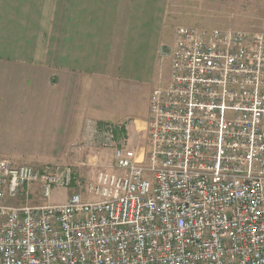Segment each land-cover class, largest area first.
<instances>
[{
    "label": "built area",
    "instance_id": "1",
    "mask_svg": "<svg viewBox=\"0 0 264 264\" xmlns=\"http://www.w3.org/2000/svg\"><path fill=\"white\" fill-rule=\"evenodd\" d=\"M168 54L136 144L86 121L97 198L49 203L69 168L0 158V264H264V29L179 25Z\"/></svg>",
    "mask_w": 264,
    "mask_h": 264
},
{
    "label": "crops",
    "instance_id": "2",
    "mask_svg": "<svg viewBox=\"0 0 264 264\" xmlns=\"http://www.w3.org/2000/svg\"><path fill=\"white\" fill-rule=\"evenodd\" d=\"M163 5L164 0H0V158L70 161L89 146V119L123 124L136 144L158 86L159 50L168 57L166 75L170 68L169 54L159 47Z\"/></svg>",
    "mask_w": 264,
    "mask_h": 264
},
{
    "label": "rangeland",
    "instance_id": "3",
    "mask_svg": "<svg viewBox=\"0 0 264 264\" xmlns=\"http://www.w3.org/2000/svg\"><path fill=\"white\" fill-rule=\"evenodd\" d=\"M163 18L165 32L160 42V49L161 47L166 48L171 46L175 28L179 25H192L200 28L220 27L262 30L264 29V0H164ZM168 63L167 55L160 54L159 50L157 60L155 61V74L159 76L156 77L154 85L158 84L160 86L166 82ZM161 76L163 80L160 82ZM132 93L131 89L125 92L126 95ZM116 101L122 102L121 99H117ZM124 110H127V108L124 107ZM131 119L132 116H127L124 121L128 125H131ZM125 130L123 131L125 132ZM123 131L121 132L123 133ZM85 152L74 155L73 158L70 156V161L64 163L58 161L48 162L49 164H58L62 168H69L72 176L71 184L68 187L58 185L51 187L48 199L49 203H63L70 193L77 191L85 199L97 198V194L90 190V186L95 183L100 172L110 170L106 164L110 151L101 150L95 146L93 148L90 147L87 153ZM95 155H97V158ZM10 161L14 163L13 160ZM90 161H93V163L90 164ZM22 163L28 162L19 161L14 164L18 165ZM29 164L41 165L39 163ZM25 202L29 204H43L47 201L42 200L38 192L33 190L31 197Z\"/></svg>",
    "mask_w": 264,
    "mask_h": 264
},
{
    "label": "water",
    "instance_id": "4",
    "mask_svg": "<svg viewBox=\"0 0 264 264\" xmlns=\"http://www.w3.org/2000/svg\"><path fill=\"white\" fill-rule=\"evenodd\" d=\"M164 51H165L166 53H168V52H169V47L164 48Z\"/></svg>",
    "mask_w": 264,
    "mask_h": 264
},
{
    "label": "trees",
    "instance_id": "5",
    "mask_svg": "<svg viewBox=\"0 0 264 264\" xmlns=\"http://www.w3.org/2000/svg\"><path fill=\"white\" fill-rule=\"evenodd\" d=\"M124 129L122 128V131H123Z\"/></svg>",
    "mask_w": 264,
    "mask_h": 264
}]
</instances>
